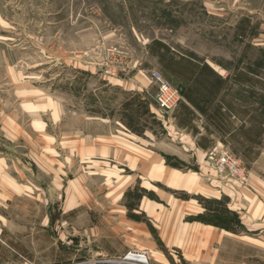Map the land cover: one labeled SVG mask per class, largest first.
<instances>
[{"label": "crops", "instance_id": "crops-1", "mask_svg": "<svg viewBox=\"0 0 264 264\" xmlns=\"http://www.w3.org/2000/svg\"><path fill=\"white\" fill-rule=\"evenodd\" d=\"M234 1L244 2L251 14L264 15V0ZM2 12L0 143L26 152L12 163L0 149V207L28 190L13 174L31 171L49 175L53 193L41 204L52 210L61 206V214L83 209L84 218L45 217L56 229L50 264H97L86 261L121 256L135 247L148 250L158 264H264V112L251 101L253 91L264 95L263 88L217 70L226 85L215 95L203 80L195 81L190 72L182 75L153 55L148 46L154 40L171 48L154 38L145 56L154 58L181 89L174 110L158 107L149 88L153 83L143 82L142 69L125 87L117 69L109 67L106 73L107 66L98 67L106 74L99 87L90 89L87 83L76 103L61 102L60 90L77 99L74 88L59 81L42 86L43 80L57 77L41 69L45 60L23 55L27 39L13 40L14 26ZM56 34L52 64L59 67ZM78 56L70 61L73 83L92 77L91 50ZM181 56L204 62L175 53V58ZM55 83L58 90L52 88ZM71 117L78 125L72 127ZM156 118L161 126L151 122ZM62 120H68L69 128L60 133ZM226 145L249 167L246 182L216 169L217 155ZM216 218H227V224L214 223ZM16 263L2 261L0 254V264Z\"/></svg>", "mask_w": 264, "mask_h": 264}, {"label": "rangeland", "instance_id": "rangeland-1", "mask_svg": "<svg viewBox=\"0 0 264 264\" xmlns=\"http://www.w3.org/2000/svg\"><path fill=\"white\" fill-rule=\"evenodd\" d=\"M245 6L244 2L234 0H0L3 17H7L14 26L13 40L27 39L23 55L32 61L45 60L47 65H42L41 69L57 77L43 80L42 86L48 88L53 81H59L65 87L74 88L77 99L73 94L60 90V101L69 104L78 101L85 84L88 83L90 89L100 86L106 74L98 69L99 66L117 69V76L123 78L118 79L125 87L131 86L127 82H134L135 73L140 69L145 75L143 82L151 80V69H158L173 84L154 58L146 59V47L154 38L168 42L176 54L207 61L225 74L235 77L242 71L264 80V15L251 14ZM54 32L59 37V67L52 64ZM86 50H91L92 77L73 83L70 78L75 73L70 68V61ZM2 70L0 68V72ZM59 83L52 88L58 90ZM149 88L155 94L156 86L153 84ZM253 92V106L257 103L264 112V95ZM14 102L19 105V101ZM22 112L25 113L23 108ZM25 116L28 121L30 115ZM61 124L64 128L59 129L60 133L69 128L68 120H62ZM70 124L73 127L78 125V121L71 117ZM48 129L54 131L52 127ZM156 129L159 132V126ZM7 146L10 144L0 143V149L4 150L2 153L12 157L10 162L23 157V152H26L25 148L17 146L18 150L14 151ZM16 164L21 165L18 161ZM12 178L27 184L28 190L25 195L14 196L8 207H0L1 259L18 262L16 264H50L54 242L52 232L56 229L55 224L49 222L50 218L48 221L45 217L50 214L53 218H84L83 209L61 214V206L52 210L49 205L41 204V198L50 201L53 193L51 184L47 183L49 175L46 172L37 175L29 171L26 176L13 174ZM59 225L64 228L61 222ZM76 247L73 245L72 248ZM131 249L146 250L141 247ZM131 249L121 256L90 258L86 262L130 264L123 257ZM66 257L61 256L60 260H66ZM149 257L151 264H158L150 253Z\"/></svg>", "mask_w": 264, "mask_h": 264}, {"label": "built area", "instance_id": "built-area-1", "mask_svg": "<svg viewBox=\"0 0 264 264\" xmlns=\"http://www.w3.org/2000/svg\"><path fill=\"white\" fill-rule=\"evenodd\" d=\"M150 71L151 81L156 86V92L153 95L156 104L165 112L174 110L182 98L181 89L173 85L158 69H151ZM105 72L110 73V69H105ZM215 165L218 172L239 182L244 183L248 180L249 169L246 162L227 145L217 155ZM123 260L129 261L130 264H151L149 252L141 249H131L123 257Z\"/></svg>", "mask_w": 264, "mask_h": 264}, {"label": "trees", "instance_id": "trees-1", "mask_svg": "<svg viewBox=\"0 0 264 264\" xmlns=\"http://www.w3.org/2000/svg\"><path fill=\"white\" fill-rule=\"evenodd\" d=\"M149 51L153 55L159 56L160 60L165 63V65L171 69H177L180 74L187 75L190 72V77H193L195 81L205 82V86L210 90L215 89V95L221 92V90L226 85V79L207 62H197L190 60L184 56L180 58H175V53L172 52L171 48L167 46L160 40H154L148 46ZM215 74V79L212 77ZM235 81L238 82H250L254 86H259L264 89V80L261 78H253V76H248V73L240 71L234 77ZM207 80V81H206ZM226 103V102H223ZM143 107L141 106V110ZM153 124L161 126V121L156 119L151 120ZM198 219L206 221L207 219L203 216H199ZM234 220L235 224H240L237 218H230V221ZM214 223L226 225L227 218H216Z\"/></svg>", "mask_w": 264, "mask_h": 264}, {"label": "bare ground", "instance_id": "bare-ground-1", "mask_svg": "<svg viewBox=\"0 0 264 264\" xmlns=\"http://www.w3.org/2000/svg\"><path fill=\"white\" fill-rule=\"evenodd\" d=\"M147 258V257H146Z\"/></svg>", "mask_w": 264, "mask_h": 264}]
</instances>
